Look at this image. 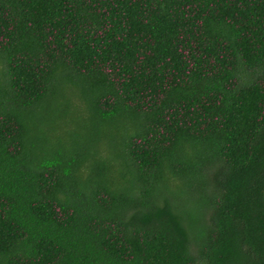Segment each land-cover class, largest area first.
I'll use <instances>...</instances> for the list:
<instances>
[{
	"label": "trees",
	"instance_id": "16d2710c",
	"mask_svg": "<svg viewBox=\"0 0 264 264\" xmlns=\"http://www.w3.org/2000/svg\"><path fill=\"white\" fill-rule=\"evenodd\" d=\"M0 264H264V0H0Z\"/></svg>",
	"mask_w": 264,
	"mask_h": 264
},
{
	"label": "rangeland",
	"instance_id": "374dc122",
	"mask_svg": "<svg viewBox=\"0 0 264 264\" xmlns=\"http://www.w3.org/2000/svg\"><path fill=\"white\" fill-rule=\"evenodd\" d=\"M71 90V89H70ZM66 98H69V106H68V114H66V120L64 121L63 125L58 127L56 130H54L55 135L64 133L65 130H77L78 132L83 131V127L85 126V129L88 132H93L95 128L97 130H102L106 128V136L108 139H114V127L111 124H107L105 121H102L99 117L93 114L92 111H89V114L87 111L83 112V104L82 101L79 99L77 95L74 93H71L70 91H65ZM74 118L76 120H79V124L76 126L75 122L71 121L70 119ZM61 121V120H60ZM67 121V122H66ZM76 127V128H75ZM98 132V131H97ZM102 133V132H100ZM99 134V132H98ZM101 137H104L101 135ZM100 150H105L104 143L99 147ZM190 195L194 198L193 203L196 206V210L198 212V218L199 220H206L207 218V208L205 207V198L204 194L198 191L197 193H187V191L183 192V195L187 196Z\"/></svg>",
	"mask_w": 264,
	"mask_h": 264
}]
</instances>
